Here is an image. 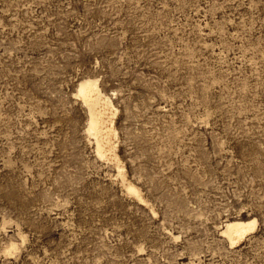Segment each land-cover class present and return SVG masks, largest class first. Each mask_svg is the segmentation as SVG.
Here are the masks:
<instances>
[{"label": "rangeland", "instance_id": "rangeland-1", "mask_svg": "<svg viewBox=\"0 0 264 264\" xmlns=\"http://www.w3.org/2000/svg\"><path fill=\"white\" fill-rule=\"evenodd\" d=\"M0 264H264V0H0Z\"/></svg>", "mask_w": 264, "mask_h": 264}, {"label": "bare ground", "instance_id": "bare-ground-1", "mask_svg": "<svg viewBox=\"0 0 264 264\" xmlns=\"http://www.w3.org/2000/svg\"><path fill=\"white\" fill-rule=\"evenodd\" d=\"M113 93L114 90L112 93H108L101 88L98 78L93 76L81 78L74 91V95L79 97L87 107L86 131L94 140L97 155L102 159L112 161L116 165L122 180H124V164L117 150L116 115L118 109L112 99ZM124 185L128 193L134 195L141 202L145 201L141 189L136 184L125 181ZM254 226L255 219L253 217L227 218L220 228V233L227 238L230 245H233L242 241L244 235L248 231L250 232ZM14 247L11 244L10 249Z\"/></svg>", "mask_w": 264, "mask_h": 264}]
</instances>
